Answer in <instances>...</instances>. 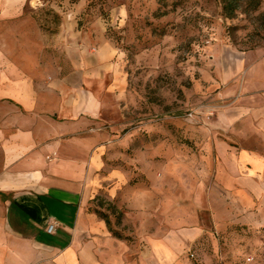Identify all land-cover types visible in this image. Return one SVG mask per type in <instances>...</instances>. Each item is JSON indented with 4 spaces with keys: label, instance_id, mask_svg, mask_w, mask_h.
Listing matches in <instances>:
<instances>
[{
    "label": "rangeland",
    "instance_id": "1",
    "mask_svg": "<svg viewBox=\"0 0 264 264\" xmlns=\"http://www.w3.org/2000/svg\"><path fill=\"white\" fill-rule=\"evenodd\" d=\"M51 1L26 5L33 23L25 43L44 62L67 63ZM249 2L229 18L222 0H89L87 10L111 19L107 34L125 52L129 83L105 95V165L80 233L123 258L79 264H264V200H243L246 212L238 213L202 196L213 184L204 166L217 159L204 132L217 116L223 52L264 47V0L257 9ZM115 232L122 245L107 242Z\"/></svg>",
    "mask_w": 264,
    "mask_h": 264
},
{
    "label": "crops",
    "instance_id": "2",
    "mask_svg": "<svg viewBox=\"0 0 264 264\" xmlns=\"http://www.w3.org/2000/svg\"><path fill=\"white\" fill-rule=\"evenodd\" d=\"M88 2L51 1L61 14L55 37L65 63L44 62L25 43L31 0H0V264L123 258L80 233L105 165V95L129 83L124 50ZM221 62L217 116L204 132L217 159L204 166L213 184H204L209 195L202 196L243 213V200H264V47L227 49ZM52 220L59 223L54 234L47 232ZM107 242L124 243L113 236Z\"/></svg>",
    "mask_w": 264,
    "mask_h": 264
},
{
    "label": "trees",
    "instance_id": "3",
    "mask_svg": "<svg viewBox=\"0 0 264 264\" xmlns=\"http://www.w3.org/2000/svg\"><path fill=\"white\" fill-rule=\"evenodd\" d=\"M240 2H241V0H222V4H223L222 8H223V12H224L225 16H227L229 18L234 17L237 13V10L240 7ZM259 5H260V0H250V2L248 4V8L257 9L259 7ZM56 14L58 17L57 19H59V21H60L61 14L58 11H56ZM104 19L106 22V27L111 30L110 25H112V23H111L110 17H105ZM108 29H107V32H108ZM107 35H108V37L110 36L109 38L111 40H113L110 34H107ZM117 46L120 47L118 44H117ZM106 221L109 224V220L106 219ZM115 235L121 238V235L116 233V232H115Z\"/></svg>",
    "mask_w": 264,
    "mask_h": 264
},
{
    "label": "built area",
    "instance_id": "4",
    "mask_svg": "<svg viewBox=\"0 0 264 264\" xmlns=\"http://www.w3.org/2000/svg\"><path fill=\"white\" fill-rule=\"evenodd\" d=\"M199 113V111H191L188 116L191 118H194L197 116V114ZM59 223L57 220H52L51 222L48 223L47 226V232L50 234H54L56 232V230L58 229ZM252 257H248V260H251Z\"/></svg>",
    "mask_w": 264,
    "mask_h": 264
}]
</instances>
